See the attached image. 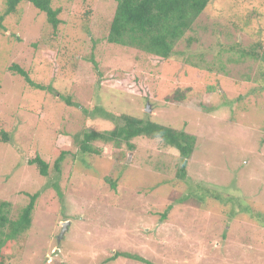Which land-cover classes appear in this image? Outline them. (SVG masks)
Masks as SVG:
<instances>
[{"label":"rangeland","instance_id":"obj_1","mask_svg":"<svg viewBox=\"0 0 264 264\" xmlns=\"http://www.w3.org/2000/svg\"><path fill=\"white\" fill-rule=\"evenodd\" d=\"M51 4L56 30L26 1L0 28V202L16 218L37 193L1 264H264V67L229 50L264 44V0L211 1L163 60L107 42L114 0ZM98 107L194 135L185 177L159 138L79 152L82 131L113 128Z\"/></svg>","mask_w":264,"mask_h":264},{"label":"trees","instance_id":"obj_2","mask_svg":"<svg viewBox=\"0 0 264 264\" xmlns=\"http://www.w3.org/2000/svg\"><path fill=\"white\" fill-rule=\"evenodd\" d=\"M22 1L29 2L36 9L43 12L53 30L57 29L60 23V19L57 17L59 9L52 7L51 0H5V8L0 14V28H3L2 21L4 18L9 14L15 13L18 4ZM114 1V14L109 25L106 37L107 42L136 48L163 60L176 53L175 45L177 42L184 37L187 31L192 29L197 17L213 0ZM229 50L237 55V60L251 59L262 63L264 67V44L262 41H256L246 47L237 41L233 46L229 47ZM8 69L13 74L23 77L29 87L40 90L45 89L44 85L32 80L28 73L19 65L14 63ZM261 74L264 81V70L261 71ZM182 97L183 93L173 96L176 100ZM63 100L68 105L72 104L69 97H65ZM96 112L103 118L113 121V128L103 131H82L80 138L76 141L79 152L99 153L100 149L92 145L94 141L112 142L115 144L125 142L128 148L132 149L133 144L129 141L136 136L144 135L151 138H159L167 146L178 151L179 166L176 175L180 178L185 177L188 159L195 148L196 138L194 135L150 119H141L127 114L114 115L99 107ZM0 138L3 142L10 140L4 132H0ZM62 158L63 155L61 154L53 165L57 172L59 171V162ZM28 164H34L40 175H47L48 164L40 156L36 155L28 160ZM216 195L220 200L223 198L219 193ZM27 196L29 197L28 203L20 209L16 218L9 217L10 203L7 201L0 202V251L10 241L23 235L30 227L37 193L28 194ZM224 199H227V197ZM117 256L139 258L127 253H116L109 259L112 260ZM2 262L3 259L0 255V264Z\"/></svg>","mask_w":264,"mask_h":264},{"label":"water","instance_id":"obj_3","mask_svg":"<svg viewBox=\"0 0 264 264\" xmlns=\"http://www.w3.org/2000/svg\"><path fill=\"white\" fill-rule=\"evenodd\" d=\"M146 111H149V108H146Z\"/></svg>","mask_w":264,"mask_h":264}]
</instances>
